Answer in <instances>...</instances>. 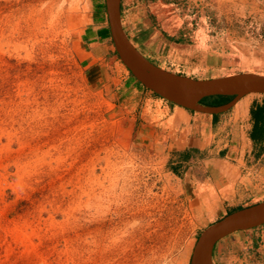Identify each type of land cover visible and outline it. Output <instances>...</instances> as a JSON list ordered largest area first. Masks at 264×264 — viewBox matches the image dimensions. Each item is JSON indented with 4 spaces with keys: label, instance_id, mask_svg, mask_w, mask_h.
<instances>
[{
    "label": "rangeland",
    "instance_id": "1",
    "mask_svg": "<svg viewBox=\"0 0 264 264\" xmlns=\"http://www.w3.org/2000/svg\"><path fill=\"white\" fill-rule=\"evenodd\" d=\"M94 1L0 0V264H192L200 235L245 207L196 200L143 139L122 60L100 79L82 62ZM161 1L207 46L157 48L158 14L140 0L126 26L149 56L201 79L264 75V0ZM213 263L264 264V226L220 240Z\"/></svg>",
    "mask_w": 264,
    "mask_h": 264
},
{
    "label": "crops",
    "instance_id": "2",
    "mask_svg": "<svg viewBox=\"0 0 264 264\" xmlns=\"http://www.w3.org/2000/svg\"><path fill=\"white\" fill-rule=\"evenodd\" d=\"M139 2L121 0L120 5L123 26L133 44L156 64L200 78L161 64L159 61L164 59L160 55L156 58L149 56L144 50L147 40L135 42L126 25L135 10L142 12L143 6L141 8ZM163 3L151 0L146 6L158 14L157 20L147 25L154 34L153 38L159 39L156 47L188 44L191 40L206 47L205 28L185 30L176 15L169 17L163 13L166 12ZM80 42L83 46L82 62H86L99 79L110 61L121 60L112 37L106 0L94 1L88 23L81 31ZM153 48L150 47L151 52ZM134 78L126 76L124 82L117 85L122 91L121 96L124 95L125 107L135 111L134 117L140 120L143 139L151 135L168 152L174 172L182 176L186 172L184 187L194 193L196 200L226 210L229 206H250L251 197L264 196V94H249L227 111L207 113L174 104ZM226 103L224 99L210 98L202 104L214 108ZM239 209L242 208L231 212Z\"/></svg>",
    "mask_w": 264,
    "mask_h": 264
},
{
    "label": "water",
    "instance_id": "3",
    "mask_svg": "<svg viewBox=\"0 0 264 264\" xmlns=\"http://www.w3.org/2000/svg\"><path fill=\"white\" fill-rule=\"evenodd\" d=\"M110 29L116 50L122 62L136 80L170 102L191 110L219 113L227 111L241 98L249 94H264V75L245 73L218 78H194L164 68L137 48L127 35L121 17V0H106ZM231 78V85H222L218 80ZM175 85L185 86L191 97L185 98L171 90ZM215 96L234 98L219 107H209L202 100ZM264 225V201L233 211L207 228L198 238L192 264H212L216 245L227 236L255 229Z\"/></svg>",
    "mask_w": 264,
    "mask_h": 264
},
{
    "label": "bare ground",
    "instance_id": "4",
    "mask_svg": "<svg viewBox=\"0 0 264 264\" xmlns=\"http://www.w3.org/2000/svg\"><path fill=\"white\" fill-rule=\"evenodd\" d=\"M234 82L233 79L231 78H226V79H221V80H218V83L222 84V85H231L232 83ZM171 90L185 98H189L191 97V93L189 92V90L185 87V86H182V85H175L171 88ZM210 264H212L210 262Z\"/></svg>",
    "mask_w": 264,
    "mask_h": 264
},
{
    "label": "trees",
    "instance_id": "5",
    "mask_svg": "<svg viewBox=\"0 0 264 264\" xmlns=\"http://www.w3.org/2000/svg\"><path fill=\"white\" fill-rule=\"evenodd\" d=\"M131 75H132V73H131ZM133 76V75H132ZM133 78H134V76H133ZM135 79V78H134ZM155 93V92H154ZM155 94H157V93H155ZM158 96H160L159 94H157ZM162 97V96H161ZM216 98H219V99H224V101L225 102H229L230 100H232L234 97L233 96H215ZM210 97H208V98H205V99H203L201 102L202 103H205L206 101H207V99H209ZM218 245V244H217ZM217 245H216V247H217Z\"/></svg>",
    "mask_w": 264,
    "mask_h": 264
}]
</instances>
